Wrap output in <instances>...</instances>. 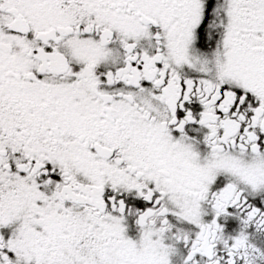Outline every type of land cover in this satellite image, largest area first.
I'll list each match as a JSON object with an SVG mask.
<instances>
[{
  "label": "snow or ice",
  "instance_id": "snow-or-ice-1",
  "mask_svg": "<svg viewBox=\"0 0 264 264\" xmlns=\"http://www.w3.org/2000/svg\"><path fill=\"white\" fill-rule=\"evenodd\" d=\"M0 264H264V0H0Z\"/></svg>",
  "mask_w": 264,
  "mask_h": 264
}]
</instances>
